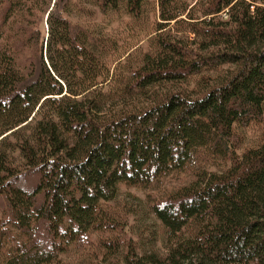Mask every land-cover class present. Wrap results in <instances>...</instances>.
Wrapping results in <instances>:
<instances>
[{
    "label": "trees",
    "instance_id": "16d2710c",
    "mask_svg": "<svg viewBox=\"0 0 264 264\" xmlns=\"http://www.w3.org/2000/svg\"><path fill=\"white\" fill-rule=\"evenodd\" d=\"M0 264H264V0H0Z\"/></svg>",
    "mask_w": 264,
    "mask_h": 264
},
{
    "label": "rangeland",
    "instance_id": "374dc122",
    "mask_svg": "<svg viewBox=\"0 0 264 264\" xmlns=\"http://www.w3.org/2000/svg\"><path fill=\"white\" fill-rule=\"evenodd\" d=\"M184 180L186 178H182L181 181ZM178 182L172 180L163 182L161 188L157 190L159 192L166 190L170 185H178ZM147 193L148 191L137 188H123L116 203L117 206L124 205L130 208L135 214L129 218V231L122 233L120 237L124 241L132 240L134 244L138 245L140 256L157 250L162 253L167 252L166 232L150 211Z\"/></svg>",
    "mask_w": 264,
    "mask_h": 264
}]
</instances>
